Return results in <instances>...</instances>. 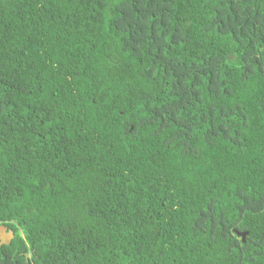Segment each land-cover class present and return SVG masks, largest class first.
Masks as SVG:
<instances>
[{
  "label": "trees",
  "instance_id": "trees-1",
  "mask_svg": "<svg viewBox=\"0 0 264 264\" xmlns=\"http://www.w3.org/2000/svg\"><path fill=\"white\" fill-rule=\"evenodd\" d=\"M1 224L0 264H264V0H0Z\"/></svg>",
  "mask_w": 264,
  "mask_h": 264
},
{
  "label": "water",
  "instance_id": "water-1",
  "mask_svg": "<svg viewBox=\"0 0 264 264\" xmlns=\"http://www.w3.org/2000/svg\"><path fill=\"white\" fill-rule=\"evenodd\" d=\"M244 241L245 234H238ZM13 239V232L8 230L6 226L0 225V245H8Z\"/></svg>",
  "mask_w": 264,
  "mask_h": 264
},
{
  "label": "flooded vegetation",
  "instance_id": "flooded-vegetation-1",
  "mask_svg": "<svg viewBox=\"0 0 264 264\" xmlns=\"http://www.w3.org/2000/svg\"><path fill=\"white\" fill-rule=\"evenodd\" d=\"M9 230V229H8ZM14 236V235H13Z\"/></svg>",
  "mask_w": 264,
  "mask_h": 264
}]
</instances>
